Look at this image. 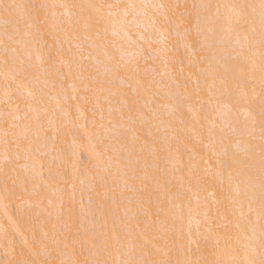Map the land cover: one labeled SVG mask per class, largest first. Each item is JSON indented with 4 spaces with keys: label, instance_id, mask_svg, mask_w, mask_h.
Here are the masks:
<instances>
[{
    "label": "snow or ice",
    "instance_id": "1",
    "mask_svg": "<svg viewBox=\"0 0 264 264\" xmlns=\"http://www.w3.org/2000/svg\"><path fill=\"white\" fill-rule=\"evenodd\" d=\"M30 7L35 6L17 2L4 3L0 0V26L3 28L0 49L4 54L3 63L6 69L4 102L9 103L13 95H16L23 99L26 106L24 116L21 117L18 114L19 105L14 108L10 105L8 116L11 117L12 122L0 132V142L6 146L3 156L0 157V172L8 177L10 166L17 165L24 173L31 172V177L21 175L17 172V167H11V172L15 174L14 185L19 184L23 188L29 178L34 180L37 176L43 182V172L37 167L39 165V169H43V164L39 163L37 156L41 148L47 146L48 141L54 144L56 137L50 133L55 132L58 135L60 132L58 116H63L65 120L72 122L69 110L73 101L77 102L74 127L81 129L89 138V157L94 161L96 171L91 177L87 205L83 200L81 201L79 217L83 222L79 223L78 220H73L71 207L65 218L66 195L69 203L74 201V195L66 194L65 189L59 186L62 181L63 184L74 187V178L77 175L75 163L73 162V170L69 175L66 169H56L54 161L59 159V156L53 157V163H50L48 169L49 181L44 185L46 189L51 188V196L47 200V207L43 209L49 220H54L51 247L41 242L46 256L44 260L37 262L24 259L10 264H264V0H260L259 5L192 4L191 12L188 11L187 5L183 6L184 11H180L181 5L163 2L138 5L107 3L105 0H99L87 4H61L58 7L65 9L64 15L68 18L67 24L71 32L63 29L55 13H52L51 27L53 33L59 28L64 32L66 39L75 41L67 51L62 45H47L44 41L46 32L37 17L28 11ZM50 7L57 6L47 4L39 6L40 9ZM221 8L226 9L228 13L225 17L227 27L221 29L224 33L222 42H230L233 35L235 38L236 47L232 48L229 43L224 51L237 62L231 67V71L239 77L236 80L237 88L233 93L225 77L216 73L211 64L201 68L199 75L204 76L205 79L215 75L220 79L225 92L243 111L245 126L249 123L252 128L259 125L260 141L259 144H253L249 140L245 144L243 160L237 159L235 153H230L229 145L221 141L222 151L219 155L223 159L217 160L218 169L215 175L223 185L225 181L221 169L224 167L229 169L227 200L233 208L231 219L226 213H218L219 222L210 217L207 199L201 202L199 198L200 190L207 191L204 179L196 173L190 162L187 176L173 175L178 185L174 195L165 192L162 197H157L155 220L148 226L155 231L149 236L146 231L139 230V224L136 225L135 230L132 228L131 220L137 214L132 209H126L117 223L111 207H118L125 197L122 192L117 193L111 187L110 178L111 184L123 181L125 188L131 185L133 191L136 190L135 184L139 181L142 192L147 190L148 180L152 179L157 184V192L160 191L161 178L156 174L149 176L148 159L143 154L147 149L156 166L155 162L160 159L161 152L166 153L165 159L169 162L175 161L172 163V170L175 172L179 162L181 141L176 134L177 129L173 126V119L187 97L199 96V76L196 87L191 92L188 83L191 74L185 79L183 92L179 91L181 84L173 73L157 72L153 69L155 75L149 78L148 70H142L139 65L140 52L126 51L130 44L136 43L131 39L130 33L133 27L136 29L141 27L143 18L147 21L145 27L157 34L155 42L160 45L157 50L158 56L166 57L170 38L174 32L178 40L184 41L185 48L190 53L191 67L194 63L193 57L196 55L195 44L190 40L193 28L196 35L202 37L198 43L203 50L207 45L209 34L215 35L212 24L219 18ZM21 21L25 25L23 30L20 27ZM234 21L237 25L246 24V30L238 31L234 27ZM203 22L209 23L206 32L201 28ZM48 23L46 15L43 24L47 26ZM169 26L172 31L169 30ZM140 39L143 40L144 37L140 36ZM257 47L258 53L255 51ZM163 63L167 68L168 60L164 59ZM180 71L182 74L183 68ZM245 82L251 87V94ZM13 85H15L14 89ZM142 98L145 99L143 106L140 105ZM81 99L89 103L95 100L91 119L92 132L87 127V117L79 103ZM256 100L259 103L253 106V101ZM225 107L228 113L232 112L231 103ZM191 110L189 105V111ZM97 113L99 121L96 119ZM165 115L171 119L165 121L163 119ZM82 119L85 124L79 123ZM105 119L107 124L104 123ZM17 120L25 122L23 127L15 123ZM45 120L47 126L44 124ZM157 121L159 125L165 127L166 132L171 133V139L165 136L161 140L153 136L151 141L145 139L137 151L135 144L141 139L138 133L144 126L154 125ZM225 125L233 134L237 133V127L230 124L227 119ZM17 128L20 130L16 131ZM221 131L223 132L224 128H221ZM10 135L16 149L14 156L10 155L7 147ZM94 135L99 138L98 144L92 143ZM129 136H131V146ZM212 138L213 129H210L209 147L212 145ZM173 141L176 142L175 146ZM101 146H103L102 151ZM73 147L75 148V141ZM110 147L112 155L108 154ZM236 147L239 150V144ZM21 154L25 162L18 164ZM75 155L73 151V158ZM213 155H217L215 150ZM114 166L115 173L112 171ZM140 171L143 175L138 174ZM205 171L211 172V168ZM186 193L195 194L197 199L196 208H193L191 200H188V231L185 234L182 201ZM11 194L6 179L4 193L0 195ZM33 194H36L35 185ZM209 196L214 198L215 193H209ZM245 201L247 212L244 211ZM148 203L151 204V201L149 200ZM213 203L217 201L213 199ZM42 204L41 199L35 206L41 208ZM137 204L138 211H142L146 217L153 215L151 207L146 206L142 199L138 200ZM28 207H32L30 202ZM201 208L204 209L203 219L195 220L196 230L193 233L191 227L193 214L200 216ZM177 220L181 223L180 235L186 240L187 249L182 246L180 251L184 252V258L173 260L169 240L175 231ZM58 225L62 227L60 233L56 231ZM74 227L75 236L72 235ZM202 227L203 231H201ZM81 229L84 235L78 240ZM48 235L44 232L45 239ZM200 239L214 242L211 252L213 259L191 258L193 244L197 246L196 251H200ZM24 243L27 246L26 240ZM29 253L31 256L37 255L31 249Z\"/></svg>",
    "mask_w": 264,
    "mask_h": 264
},
{
    "label": "bare ground",
    "instance_id": "2",
    "mask_svg": "<svg viewBox=\"0 0 264 264\" xmlns=\"http://www.w3.org/2000/svg\"><path fill=\"white\" fill-rule=\"evenodd\" d=\"M3 2H17L24 5L35 6L30 7L28 11L33 16H36L41 22V27L46 32L44 41L49 46H52L53 44H57V46L62 45L64 50L67 51V49L72 46L75 41L70 38L66 39L64 32L60 31L59 28L53 33L51 27L52 13L56 14V19L61 22L63 29L71 32V29L67 24L68 18L66 15H64L65 9L58 6L61 4H87L99 2V0H3ZM105 2L120 4L135 3L138 5L163 2L181 5V8L179 9L180 11H184L183 6L187 5L188 11L191 12L192 4L210 3L213 5H259L260 0H105ZM42 4H47L49 6L56 5L57 7L40 9L39 6ZM213 13H215V9H213ZM227 14L228 13L226 9H220L219 18H217L212 24V26L215 28V35L213 36L209 34L207 45L203 50H201L200 44L198 43L202 37H198L196 35L195 29L193 28V31L190 35V40L195 44L194 51L196 55L193 57L194 63L191 67L189 65L190 53L186 50L184 41L181 40L182 48L180 49L179 46H177L178 43L175 45L176 43L174 42H176L177 39L175 38L174 32L170 38L167 56L163 57L158 56L157 54V50L160 48V45L155 42L157 40V34L145 27L147 21L142 18L141 27L139 29L133 27L130 35L131 39L136 41V43L130 44L126 48V51L140 52V56L138 57L139 65L142 70H148L149 78L155 75V73L152 71L153 69H155L157 72L167 71L169 73H173L181 84L179 91L183 92V84L185 79L191 74V79L188 81L189 92H191V90L196 87L197 78L199 76L198 83L200 87V93L198 97L195 95L187 97L185 99L184 105L179 108L175 118L173 119V126L177 129L176 134L181 141L179 162L176 165L175 172L172 170V163L175 161L169 162L167 159H165L166 153L161 152L160 159L155 162L156 166H154V162L147 149L143 154L144 157H147L148 159L149 176L151 177L153 174H156L161 178L159 192H157V184L152 179L148 180L147 190L142 192L140 190L141 185L139 181L136 182V190L133 191L131 190V185L128 188H125L123 181H119L117 184H111L110 178L111 187L114 188L117 193L122 192L125 197V199L120 202L118 207H111L112 215L116 219L117 223H119L120 218L124 215L126 209H132L133 212L137 213L135 218L131 220L132 228L135 230L136 225L139 224L140 231H146L149 236L154 234L155 229H152L148 226H150L152 221L155 220V206L157 197H162L165 192H170L174 195V193L177 191L178 185L173 179V175L176 177H179L180 175L187 176L190 162L193 165L196 173L204 179V186L207 188V191L200 190L199 198L201 202L207 199L210 217L216 222H219L218 213H226L230 219L232 218L233 208L229 205L227 200L229 192L227 175L229 169L227 167L221 169L223 173V179L225 181L223 185H221L220 179L215 175L218 169L217 160L223 159V157L219 155V153L222 151L221 141L223 140L224 144L229 145L230 153H235L237 159L243 160V148L245 144L249 140H251L253 144H259L260 128L258 124L255 128H252L250 123L245 126L246 122L243 111L240 110L239 106L235 105L234 100H232L225 92L224 87L218 77L213 75L208 76L207 79H205L204 76L199 75L201 68H206L209 64H211L216 73H219L220 76L225 77L229 89H231L233 93L237 88L236 80L239 79V77H236L235 73L231 71V67L237 62L232 60L231 57H229L224 51L226 45L229 43L231 44L232 48L236 47L235 38L233 35V39L230 42H222L221 39L224 36V33L221 31V29L227 27L225 19ZM46 15L49 20L47 26L43 24ZM233 24L234 27L241 32L245 31L247 28V25L243 23L237 25L234 21ZM208 26V22H203L201 24V28L204 29L205 32L207 31ZM20 27L22 30L25 27L23 21L20 22ZM169 30L172 31L171 26H169ZM2 35L3 28L0 26V37H2ZM140 36H143L144 39L141 40ZM256 38L258 40V34ZM229 50L231 51V48H229ZM73 51H75L74 47ZM255 51L258 53V47L255 49ZM233 55H235V52H233ZM3 59L4 54L2 49H0V132H2L4 128L8 127L9 123L12 122L11 117L8 116V113L11 110L10 105L11 108L19 105L18 114L21 117L24 116L26 111L25 103L19 96L13 95V98L9 103L4 102V86L6 83L4 79V73L6 69ZM164 59L168 60L167 68L164 66ZM256 59L258 62V54ZM9 65H11L10 59ZM181 68H183L182 74L180 71ZM256 75L258 77L259 73L257 72ZM156 78L159 79V77ZM165 80L167 82V78H165ZM245 86L248 87V91L251 94V87L248 86L246 82ZM14 88L15 85H13V89ZM173 90L175 91V89ZM257 92H259L258 86ZM144 102L145 99L142 98L140 100V105L143 106ZM71 103L72 107L69 111L72 122L65 120L63 116H58L60 132L58 135L55 132L50 133V135L56 137L54 144L52 141H48L47 146L42 147L41 152L37 156L39 163L43 164V169H39V165H37L38 170L43 172V182L41 178L37 176L34 180L29 178L23 188L19 184L14 185L13 179L15 178V174L11 172V167H17V172H19L21 175L31 177V172L24 173L23 169L19 168L17 165L10 166L8 177H5V175L0 172V194L4 193L6 179L8 189L12 193L10 196L0 195V252L2 251L4 253V261H2L0 257V264H10V262L22 261L24 259L36 260L37 262L46 259V256L42 250L41 242L43 241L45 244H48L51 247L52 223L54 220H49L47 213L43 211V209L47 207L48 198L51 196V188L46 189L44 185L49 181L48 169L50 163H53L54 156H59V159L54 161L56 169H66L69 175H71L73 170L72 164L73 162L75 163L77 175L74 178V187L72 185H65L62 181L59 183V186L65 189L66 194L74 195V201L71 203L67 201L66 195V202L64 206L65 218H67L68 209L71 207L73 209V220H78L79 223L83 222L82 218L79 217L81 201L83 200V203L87 205L91 177L95 175L96 170L94 168V161L89 157V138L81 129L74 127V122L77 116L75 111V105L77 102L73 101ZM79 103L82 105L85 116L87 117V127L89 131L92 132L93 129L91 125V119L95 100H92V102L89 103L81 99ZM102 103H104L103 99ZM230 103L232 104L233 110L231 113H228L225 106ZM258 103V100L253 101V106L258 105ZM189 105H191V111H189ZM106 107L107 104L105 103V108ZM143 110L147 111V109ZM162 111L166 112L165 109H162ZM105 115L107 116L106 113ZM96 119L99 121L98 113L96 115ZM163 119L167 121L171 118L165 115ZM225 119H227L230 124H234L237 127V133L233 134L231 129L225 125ZM15 123L20 127H23L25 122L23 120H17ZM79 123L85 124V121L82 119ZM104 123L107 124V119H105ZM44 124L47 126V120L44 121ZM157 126H159V131H157ZM137 127H139V125H137ZM221 128H224L223 132L221 131ZM210 129H213L211 147H209ZM19 130V128L16 129V131ZM138 134L140 135L141 139L135 144L137 151L145 139L151 141L153 136L159 137L161 140H163L165 136H168V138L171 139V133L166 132L165 127L163 125H159V121H157L154 125L144 126ZM252 137H255V139H252ZM128 139L129 145L131 146V136H129ZM9 141L10 142L7 147L9 149L10 155L14 156L16 149L15 144L11 142V135L9 136ZM73 141H75V148L73 147ZM92 143L98 144L99 138L95 135L92 136ZM105 143L107 144V142ZM175 143L176 142L173 141L174 146ZM237 144H239V150L236 147ZM5 147L6 146L4 143L0 142V157L3 156ZM113 147H118V145H113ZM100 150H103V146H101ZM214 150L217 155H213ZM73 151L76 153L74 158L72 156ZM108 154H113L111 147L109 148ZM44 155L46 156L45 158ZM80 155L84 157L85 163L80 161ZM24 162L23 154H21V160L18 162V164H23ZM208 168H211V172L205 171V169ZM112 171L113 173L116 172L115 166L113 167ZM138 174L143 175V172L140 171ZM81 181H83V183H81ZM34 185L36 194H33ZM212 192L215 193L214 198L209 196V193ZM93 195L95 194L93 193ZM53 198L55 199V197ZM41 199L43 200L41 208H36L35 205L37 201ZM141 199L145 202L146 206L151 207L153 212L151 217H146L142 211H138L137 201ZM189 199L191 200L192 207L196 208L197 196L192 193H186L182 201L184 212L183 232L185 234L188 231ZM213 199H215L217 203H213ZM149 200L151 201V204L148 203ZM12 202H14L13 206ZM29 202L32 204L31 208L28 207ZM109 204L111 205V201H109ZM12 209H14V211H12ZM203 211L204 209L201 208L200 216H196L195 213L193 214L194 219L191 226L193 233H195L196 230L195 220L203 219ZM244 211L247 212L246 201L244 203ZM130 215H132V213H130ZM236 215H239L238 211L236 212ZM158 227L159 226H157V228ZM56 231L57 233H60L62 231V227L58 225ZM201 231H203V227L201 228ZM44 232L49 234L47 239L44 237ZM180 233L181 223L179 220H177L175 231L169 240V246L172 247L171 258L173 260L177 258H184V252L180 251L182 246L185 250L187 249L186 240L181 238ZM75 234L76 228L74 227L72 235L75 236ZM83 235V229H81L80 236L77 237V239L79 240L83 237ZM14 238H16L17 242ZM25 240L27 241V246L24 243ZM160 243H164V241H160ZM213 244L214 242L211 240L206 242L203 239H200V251H196L197 246L193 244L191 258L193 260L198 258L213 259L214 257L211 255ZM29 249L35 251L37 255L31 256Z\"/></svg>",
    "mask_w": 264,
    "mask_h": 264
},
{
    "label": "rangeland",
    "instance_id": "3",
    "mask_svg": "<svg viewBox=\"0 0 264 264\" xmlns=\"http://www.w3.org/2000/svg\"><path fill=\"white\" fill-rule=\"evenodd\" d=\"M36 9H37V6H36ZM176 38V37H175ZM175 38H172V39H175ZM177 39V38H176ZM54 40V39H53ZM174 43H176L175 45H177V43H178V45L177 46H179V49L180 48H182V41L181 40H178L177 39V41L176 42H174ZM57 45V44H56ZM181 51V50H180ZM81 156V158H80V161L82 162V163H85V159H84V157L82 156V155H80ZM42 157V156H41ZM46 156L44 155V158H45ZM19 199V198H18ZM13 203L14 202H12V206H13ZM12 211H14V209H12ZM15 240H16V238H14ZM16 242H17V240H16ZM17 244H19V243H17ZM17 244H16V246H17ZM0 257H1V260L2 261H4V253L1 251L0 252Z\"/></svg>",
    "mask_w": 264,
    "mask_h": 264
}]
</instances>
